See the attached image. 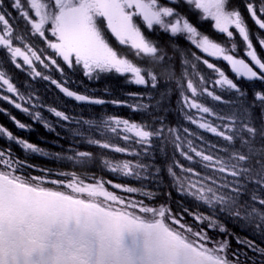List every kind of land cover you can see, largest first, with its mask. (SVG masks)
I'll list each match as a JSON object with an SVG mask.
<instances>
[{
  "label": "snow or ice",
  "instance_id": "1",
  "mask_svg": "<svg viewBox=\"0 0 264 264\" xmlns=\"http://www.w3.org/2000/svg\"><path fill=\"white\" fill-rule=\"evenodd\" d=\"M181 6L198 12L200 20L212 21L218 33L226 34L230 46L199 31L178 10ZM245 7L255 25L264 30V0H246ZM10 9L24 21L27 32L44 42L53 55L45 56L44 49L37 50L26 42V34L21 35L10 23L16 19ZM156 30L168 34L170 39L185 37L201 53L227 62L237 77L264 81V59L258 56L245 18L232 0H165L164 3L161 0H0V49L6 50L10 62L17 69L27 66L30 75L50 80L65 96L80 102L105 101L78 94L43 75L35 62L45 68L54 66L63 74V68L54 58L58 57L69 69L82 67L89 78L115 72L130 77V83L156 89L161 80L174 79L172 57L164 46L146 35ZM235 34L243 40L244 55L250 62L236 55ZM14 40L23 47L14 44ZM258 43L264 48V38H259ZM122 47L130 49L141 63L134 62L121 51ZM173 52L183 56L184 65L193 69L196 68L193 61L202 59L195 53L189 59L176 47ZM202 63L218 75L215 85L235 90L240 97L245 95L215 63L208 59ZM193 75L199 76L198 82L188 78L185 71L186 89L183 81L177 82L182 89V110H189L185 118L222 143L198 148L187 137L203 140L202 136L183 128L187 136L182 139L180 129L167 127L163 120L158 121L159 127L117 116H108L99 123L91 120L84 123L95 125L102 136L110 132L143 146L145 154L154 139L162 145L171 143L191 165L185 166L178 160L168 165L172 186L182 195L192 197L198 207L206 205L208 214L188 208L173 211L169 204L153 206L142 200L126 199L109 191L105 183L128 193L140 192L149 199L155 198V194L112 181L86 183L75 172L59 174L70 177L66 180L26 175L23 162L10 150L0 149V264H264V247L254 240L236 236L240 247L232 249L228 239L216 240L209 235V230L217 229L225 236L234 235L221 223L219 218L223 214L251 227L264 238V91L255 92L251 103L241 100L231 112L221 114L199 98L206 95L222 101V96L205 86L204 76L195 72ZM0 88L20 101L30 102V97L26 100L6 70H0ZM0 99L30 113L35 120L42 119L39 111L30 112L11 96L3 95ZM166 100L167 94L161 92L157 105L163 108ZM128 106L134 111L149 108L140 103ZM257 107L258 117L254 113ZM191 110L198 115H193ZM49 111L69 120L63 111L54 107ZM12 119L20 129L27 127L15 117ZM45 126L50 127L46 122ZM0 135L22 145L25 151L47 155L2 126ZM88 143L117 153L140 155L110 139H89ZM92 155L80 151L68 159L87 163ZM103 163L112 172L128 177L141 178L149 172V165L142 162L114 163L105 159ZM186 216L193 218L195 226L187 222Z\"/></svg>",
  "mask_w": 264,
  "mask_h": 264
},
{
  "label": "flooded vegetation",
  "instance_id": "2",
  "mask_svg": "<svg viewBox=\"0 0 264 264\" xmlns=\"http://www.w3.org/2000/svg\"><path fill=\"white\" fill-rule=\"evenodd\" d=\"M161 2L164 3L165 0H161ZM232 3L241 11L247 27L249 28L250 38L256 47L257 54L264 59V48L258 43L259 38H264V30H260L251 19L245 7L246 0H232ZM178 10L186 15L190 22L193 23L199 31L207 34L214 41L222 43L224 46H230L226 34L218 33L213 27L212 21L200 20L198 12L189 11L187 6H181ZM10 11L12 12V15L16 17L15 20H10V23L21 35L26 34V42L33 45L37 50L44 49L45 51L43 55L45 56L53 55L52 50L48 49L44 42L35 36H31L30 33L27 32L24 21L19 18L18 13L14 9H10ZM48 35L49 38H51L50 34ZM146 35H148L150 39L156 40L164 46L168 51V55L172 57L171 68L174 73V79L171 81L161 80V83L156 89L151 88L150 85L140 86L130 83V77L115 72L102 73L99 77L89 78L84 75L82 67L75 66L69 69L58 57L54 58L57 59L58 63L63 68V74L56 70L54 66L50 65L48 68H45L38 61L35 62L37 70L41 71L43 75L50 76L51 79L57 80L62 83L63 86L68 87L70 90L75 91L78 94L87 95L93 99L105 101L102 104L80 102L76 101L74 98L65 96L64 93L52 84L50 80H43L41 77H33L30 75V70L27 66H24L22 69L15 68L8 59L6 50L0 49V70L7 71L12 82L17 86L20 93L25 96L26 100L30 97V102L26 103L25 101H20L17 97L13 96V94L7 93L2 88H0V96H11L13 99H16V102L21 103L24 107H28L30 112L39 111L42 117L41 120H35L30 113H25L20 109H16L13 104L0 99V126L11 131L18 139H24L36 145L43 150V153H47V155L25 151L22 145L10 141L2 135H0V149L10 150L13 156L20 161L26 160L27 157H32V165L30 166L34 171L32 176H42L47 180H66L70 177L59 174L72 173L75 160H69V156H74L76 152L80 151L89 152V139H110L112 143L121 147H129L130 151L138 152L140 155L134 156L128 153H117L110 149L100 148L96 145V147L99 148L97 161L98 175L100 176V179L98 180H103V177L107 172L112 175V184L119 183L125 186L140 187L147 191L152 190L155 187L159 188L163 185L164 188L172 187V190L177 191L172 186V179L168 175L167 167L173 160H178L183 164L184 162L181 160L183 157L178 151H175L171 143H164L162 145L159 140L154 139L152 147L149 148L148 153L145 154L143 146L135 144L133 141H124L110 132H105L102 136L100 130H98L95 125L86 124L84 121L91 120L99 123L100 121L107 119L108 116H117L123 119H129L159 127L160 124L158 121L163 120L166 126L171 124L172 127L180 129L182 139L187 136V134L183 133V128H188L190 132L196 133L197 136H202L204 138L203 140L197 139L193 136H188L187 138L193 139L194 145L198 148H206V145L208 144L222 142L212 134L197 128L196 125L191 124L185 118V112L189 110L186 108L182 110V99L180 95L182 89L178 86L177 82L183 81L186 89L185 71L188 73V78H192L197 82L199 76L193 75L194 72L198 73L200 76H204L207 81L205 86L208 87L209 90H214L217 95H221L222 101H214L211 97L204 95L199 98L200 102L214 108L221 114H226L231 112L234 105H236L233 104L234 98H237L233 93L235 90L222 89L218 85H215L214 81L218 78V75L214 73L212 69H208L206 65L202 63V60L208 59L209 62L215 63L217 67L229 76L230 79L236 75L232 73L227 62L222 59L208 57L206 54L201 53L183 36L170 39L168 34L159 30L146 32ZM109 38L114 46H118L114 38ZM235 43L237 45L236 55L238 58H244L246 62H250L249 58L244 55L245 44L238 34H235ZM14 44L23 47L19 41L14 40ZM173 47L179 48L180 51L184 52L185 55L189 57V59H191V53L201 56L202 59L201 61H193L196 63V68L193 69L190 65H184V57L173 52ZM121 51L126 52L134 62L141 63L132 55L130 49L122 47ZM18 62L21 64L23 63L22 60H19ZM45 62L48 63V61ZM160 70L161 69H157L158 72ZM235 79H238L237 76ZM241 80L237 83L245 93L241 100L247 103H251V96H254L255 92L264 91V81L248 80L246 78ZM161 92L167 94V100L164 102L163 108L157 105V101L160 100ZM186 94L191 95L190 93ZM113 101H117L118 103H113ZM137 103L147 104L149 105V108L142 111H134L132 107L128 106ZM33 105H35V107H33ZM52 107L56 108L58 111H63L69 116V120L65 121L56 117L49 111ZM191 112L193 115H198L195 110H191ZM254 113L258 117L255 109ZM12 117L25 123L27 127L25 129H20ZM208 119L215 120L214 117H208ZM45 122L50 125V127H46ZM215 122L217 123V121ZM77 133H80V135H77ZM207 134L209 136H206ZM4 146L8 149L4 148ZM162 146L164 149L163 151H161ZM100 149L113 152L114 163L124 160H130L133 164L142 162L149 165V172L143 173L141 178H136L135 176L128 177L119 172H112L104 165L103 161L105 159L103 157L105 153ZM221 155H223V153H221ZM23 165L26 164L23 163ZM81 165L82 174L79 177L86 183H94L87 178L90 170L89 161L87 163H81ZM177 171L179 170L177 169ZM45 186L54 187L51 184H46ZM105 187L107 186L105 185ZM107 188L109 191L114 190L118 193L125 192L113 187ZM162 204H167V201H164ZM245 236L247 239L250 238L256 240L257 243L262 246L260 240L263 238L259 234Z\"/></svg>",
  "mask_w": 264,
  "mask_h": 264
},
{
  "label": "trees",
  "instance_id": "3",
  "mask_svg": "<svg viewBox=\"0 0 264 264\" xmlns=\"http://www.w3.org/2000/svg\"><path fill=\"white\" fill-rule=\"evenodd\" d=\"M237 99L238 98H234L233 104H237L240 102V100H237ZM233 108H232V110H233ZM206 136H209V135L207 134ZM204 145H206V144H204ZM4 148H7V147L4 146ZM100 150L105 153V155L103 157L104 159L111 160L113 162V156H114L113 152L103 150V149H100ZM88 151L91 152L93 155H92V158L89 160V167H90L89 169L90 170L88 172L87 178L92 182H96V181H98V179H100V176L98 175V161H97L99 148L96 147V145H90L89 144ZM31 158L27 157L26 160H22V162L26 164V165H23V173L26 175H30V176H32L34 173L33 169L30 167L32 165V159ZM181 160L184 162L185 166H191L190 162L186 161L184 158H181ZM72 172H75L78 176H81V174H82L81 163H77L76 161H74ZM229 179H231V178L229 177ZM103 180L105 182L112 181V175L108 174L106 172V175H104ZM105 185L107 187H112L111 185H109L107 183H105ZM136 188H140V187H136ZM171 188L172 187L164 188V186L162 185L159 188L155 187L152 190H148V191L144 189V191L152 192L155 194V198H153V199H149V198L145 197L140 192L118 193V192H115L114 190H113V192L121 195L122 197H125L126 199H131V200H135V201H141L142 200L146 204H150L153 206H159L164 201H167V204L170 205V207L173 209V211H182L184 208H188L192 212L200 211V212H204L205 214H208L209 209L207 208L206 205H201L198 207L197 206L198 202H196L192 197L182 195L181 193L179 195V193L177 191L172 190ZM219 219H220L221 223H223L224 226L228 229V231L230 233H233L234 235L225 236V234L220 233L218 231V229L217 230H209V235H211L216 240L228 239L232 249H236V248L240 247V245H238L236 243V239H235L236 236L246 238L245 235H257V233H255L251 227H248L244 223L236 221V220L232 219L231 217H228L227 215L222 214ZM186 220L188 223H191V224H193V226H195V223H194L193 218L191 216H186ZM251 240H254V239H251ZM254 241L257 243L256 240H254ZM260 242H261L262 246H264V238L262 240H260ZM251 254L252 253L249 251V255H251Z\"/></svg>",
  "mask_w": 264,
  "mask_h": 264
},
{
  "label": "rangeland",
  "instance_id": "4",
  "mask_svg": "<svg viewBox=\"0 0 264 264\" xmlns=\"http://www.w3.org/2000/svg\"><path fill=\"white\" fill-rule=\"evenodd\" d=\"M234 75V74H233ZM236 78V76L235 77H231V79H233V81L235 82V83H239L240 82V80L241 79H243V78H241V77H237L238 79H235ZM235 79V80H234ZM242 81V80H241ZM247 81V80H246ZM234 94H235V96L239 99V100H241L242 99V97H240V94L239 93H237V92H233ZM253 99H254V96L252 95L251 96V102L253 101ZM256 111H257V115L259 116V112H260V110H259V108L257 107L256 109H255ZM217 123H218V121H217ZM167 127H172V125L170 124V125H168ZM174 128V127H173Z\"/></svg>",
  "mask_w": 264,
  "mask_h": 264
}]
</instances>
